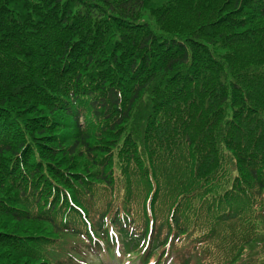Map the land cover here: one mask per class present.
I'll list each match as a JSON object with an SVG mask.
<instances>
[{
	"label": "trees",
	"instance_id": "1",
	"mask_svg": "<svg viewBox=\"0 0 264 264\" xmlns=\"http://www.w3.org/2000/svg\"><path fill=\"white\" fill-rule=\"evenodd\" d=\"M263 190L264 0H0V264H264Z\"/></svg>",
	"mask_w": 264,
	"mask_h": 264
},
{
	"label": "rangeland",
	"instance_id": "2",
	"mask_svg": "<svg viewBox=\"0 0 264 264\" xmlns=\"http://www.w3.org/2000/svg\"><path fill=\"white\" fill-rule=\"evenodd\" d=\"M113 171H114L115 176L120 175V167L116 162L113 163ZM260 194H261V198L263 199V202H264V190L261 191ZM256 206L257 207L260 206L259 202L256 204ZM263 233H264V222L260 225V234L263 235ZM257 251H258V254H257L256 258L264 256V244H261L259 246V248L257 249ZM246 256L247 255H244V257H246ZM171 259H172V257H170V258L165 257L164 261L168 264L171 262ZM137 264H139V262H137ZM243 264H247V262L243 263Z\"/></svg>",
	"mask_w": 264,
	"mask_h": 264
}]
</instances>
